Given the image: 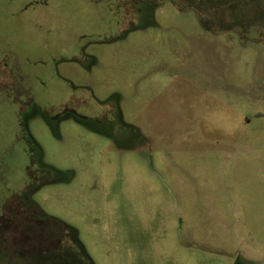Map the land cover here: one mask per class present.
Segmentation results:
<instances>
[{
    "label": "rangeland",
    "instance_id": "374dc122",
    "mask_svg": "<svg viewBox=\"0 0 264 264\" xmlns=\"http://www.w3.org/2000/svg\"><path fill=\"white\" fill-rule=\"evenodd\" d=\"M33 206L63 264H264V0H0V224Z\"/></svg>",
    "mask_w": 264,
    "mask_h": 264
},
{
    "label": "flooded vegetation",
    "instance_id": "af4514ba",
    "mask_svg": "<svg viewBox=\"0 0 264 264\" xmlns=\"http://www.w3.org/2000/svg\"><path fill=\"white\" fill-rule=\"evenodd\" d=\"M112 98L114 99L113 100V110H114L115 119L117 121V124L120 126V128L121 127L124 128V126L125 127L129 126V127L134 128L132 125L124 124L121 122L122 114L120 110L119 95L115 94L113 95ZM68 115H73V114L67 113L66 116ZM76 118L78 120H81L77 116ZM81 121L86 124H89L90 126L95 125L94 122L91 123L85 120H81ZM101 132H103V134H107L111 139L115 138V136L112 134H108L105 131H101ZM143 142L148 147L150 144L149 137H143ZM157 149L159 150V147ZM52 173L55 174V176L60 175V173L56 171L55 169ZM178 179L185 180L184 177L183 178L179 177ZM189 183L191 185V182ZM24 205L25 207L32 208L30 204H24ZM5 211L6 210H4L3 213ZM11 211L16 212V215L18 216V213H21L23 210L15 207ZM26 211H27V217H29L30 214L28 213L32 211L30 210L29 211L26 210ZM14 214L10 215L13 219H15V216H16ZM34 215H36L35 211H34ZM37 216L41 218V220H35V219L31 220L29 218L30 220H26L27 224L17 222L15 220H11V221L5 220L4 223L6 224H0V252H5V256H6L5 260L7 262H11V261L19 262L23 259L26 262V264H63L64 261L67 259L66 257L69 255V247L63 242L62 237L65 232H67L68 234L70 233L74 235L75 234L74 230L70 228L69 226L64 225L63 223L57 220H50V219L43 218L46 216L44 214L39 213V215L37 214ZM43 222L52 223L55 227L53 228V230L54 231L57 230L58 232H55V233H58V234L53 235L52 227L43 224ZM21 226H23V228H26L28 230L27 232L28 236H25L26 234L25 232H22V235H21L22 237L20 235H19L20 237L18 236L17 232L20 231ZM48 233H50L51 234L50 236L56 240V245L51 248L44 247L46 246L48 237L46 236L43 237V235H46ZM26 237L27 238L29 237V238L26 240ZM21 240L24 242L23 244L20 242ZM26 244H28V249H27L28 251L23 252L21 249L22 247L25 248ZM40 245L41 247L38 248Z\"/></svg>",
    "mask_w": 264,
    "mask_h": 264
},
{
    "label": "trees",
    "instance_id": "16d2710c",
    "mask_svg": "<svg viewBox=\"0 0 264 264\" xmlns=\"http://www.w3.org/2000/svg\"><path fill=\"white\" fill-rule=\"evenodd\" d=\"M28 137H29V140L31 141V142H33L32 141V138H31V136L28 134ZM34 143V142H33ZM41 158H42V154H41V151H40V149H37V156H36V161L39 163V168H40V170H42V171H47V172H53L54 171V169L53 168H51V167H48V166H46V165H44L43 163H41ZM44 181V180H43ZM44 183H46L45 181L44 182H42V184H44ZM30 190H31V188H29V189H27V191H26V193H28V191L30 192ZM25 194V193H24ZM26 195V194H25ZM21 199H23V198H21ZM24 200V199H23ZM25 201H27L26 203L27 204H32L31 202H28V200L27 199H25ZM32 206V205H31ZM34 207V206H33ZM35 208V207H34ZM35 210V213L36 214H38L39 215V213H41L37 208H35L34 209ZM41 214H43V213H41ZM43 218H46V219H50V220H55V219H53V218H50V217H47V216H45V217H43Z\"/></svg>",
    "mask_w": 264,
    "mask_h": 264
}]
</instances>
